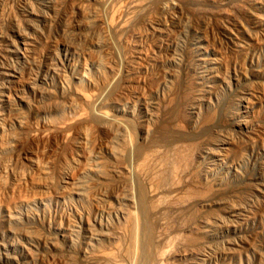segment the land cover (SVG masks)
<instances>
[{
    "label": "rangeland",
    "instance_id": "1",
    "mask_svg": "<svg viewBox=\"0 0 264 264\" xmlns=\"http://www.w3.org/2000/svg\"><path fill=\"white\" fill-rule=\"evenodd\" d=\"M0 264H264V0H0Z\"/></svg>",
    "mask_w": 264,
    "mask_h": 264
}]
</instances>
